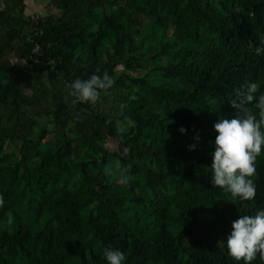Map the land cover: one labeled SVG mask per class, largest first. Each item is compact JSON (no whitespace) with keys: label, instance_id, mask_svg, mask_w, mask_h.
Listing matches in <instances>:
<instances>
[{"label":"trees","instance_id":"1","mask_svg":"<svg viewBox=\"0 0 264 264\" xmlns=\"http://www.w3.org/2000/svg\"><path fill=\"white\" fill-rule=\"evenodd\" d=\"M26 9L0 0V264H107L108 247L125 264H238L226 239L264 210V146L251 201L212 184L210 153L235 90L264 94V0ZM98 68L109 94L69 107L68 85Z\"/></svg>","mask_w":264,"mask_h":264},{"label":"clouds","instance_id":"2","mask_svg":"<svg viewBox=\"0 0 264 264\" xmlns=\"http://www.w3.org/2000/svg\"><path fill=\"white\" fill-rule=\"evenodd\" d=\"M264 45V42H262ZM257 55L264 54V46L256 48ZM93 74L88 79L76 78L68 85L69 107L76 104H96L101 93L109 94L115 80L104 71ZM259 85L250 82L236 89L233 98L229 101L234 110L231 118H219L214 124L216 132L214 151L210 153L211 182L224 193L241 201L254 200L257 195L256 184L252 177L258 174L257 161L264 146V94L259 95ZM258 109L257 114L253 110ZM78 119L83 116L77 114ZM129 126L134 127L135 122L127 121ZM181 133L186 130L181 127ZM199 142L197 132L194 137ZM196 145L189 146V151H194ZM123 175V173H122ZM126 179V178H125ZM5 204L4 197L0 195V207ZM9 222L12 214L9 212ZM228 254L238 262L252 264L259 257L264 261V210H259L255 215H240L232 222L231 232L226 239ZM103 257L107 264H125V253L112 247L105 248Z\"/></svg>","mask_w":264,"mask_h":264},{"label":"rangeland","instance_id":"3","mask_svg":"<svg viewBox=\"0 0 264 264\" xmlns=\"http://www.w3.org/2000/svg\"><path fill=\"white\" fill-rule=\"evenodd\" d=\"M49 2V0H40V1H37V4L39 5H43V8L41 10H26V15H32V14H46L47 13V10H46V4ZM27 8H29V6H26ZM109 144L110 145H116V143L113 141V140H109Z\"/></svg>","mask_w":264,"mask_h":264},{"label":"crops","instance_id":"4","mask_svg":"<svg viewBox=\"0 0 264 264\" xmlns=\"http://www.w3.org/2000/svg\"><path fill=\"white\" fill-rule=\"evenodd\" d=\"M37 1H40V0H25V4L26 6H29V8H27L26 10H41L43 8V5H38L37 4Z\"/></svg>","mask_w":264,"mask_h":264}]
</instances>
